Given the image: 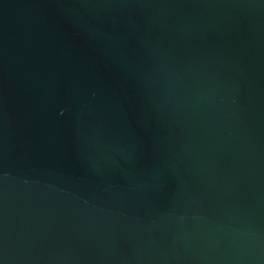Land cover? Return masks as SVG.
<instances>
[{
  "label": "water",
  "instance_id": "1",
  "mask_svg": "<svg viewBox=\"0 0 264 264\" xmlns=\"http://www.w3.org/2000/svg\"><path fill=\"white\" fill-rule=\"evenodd\" d=\"M0 264H264V0H0Z\"/></svg>",
  "mask_w": 264,
  "mask_h": 264
}]
</instances>
